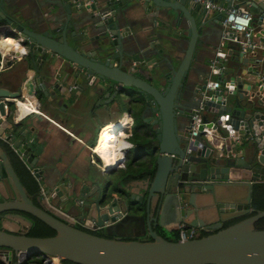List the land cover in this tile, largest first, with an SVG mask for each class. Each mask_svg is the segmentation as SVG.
I'll list each match as a JSON object with an SVG mask.
<instances>
[{
	"label": "water",
	"instance_id": "95a60500",
	"mask_svg": "<svg viewBox=\"0 0 264 264\" xmlns=\"http://www.w3.org/2000/svg\"><path fill=\"white\" fill-rule=\"evenodd\" d=\"M190 1L55 0L37 5L33 21L45 26L33 27L11 1L0 0V30L11 33L13 40L20 38L33 66V75L16 92L0 88V137L6 134L3 143H12L16 158L34 172L36 183L57 162L46 159L41 143L28 140L27 132L17 137L19 124L8 120L11 110L5 114V99H20L25 93L48 113L39 115L46 119V128L50 120L62 126L71 117L63 103L66 87L75 82L85 101L95 99L97 107L111 105L120 115H134V131L144 139L146 125L156 134L154 149L137 148L141 143L133 149L136 162L154 159L141 194L128 197L118 182L95 175L90 167L77 184L55 168L54 184L46 185L43 193L37 186L38 205L0 142V254L5 261L0 264H28L39 256L69 264H264V229H255L264 210H256L253 200L257 185L264 183V61H257L262 50L242 51L232 34L222 39L221 26L226 9L245 5L252 16L253 39L264 44V0H211L223 9L216 14ZM132 15L152 19L149 55L141 54V42L131 35ZM172 33L186 40L182 57L181 51L171 50L176 48ZM219 50L226 59L212 68ZM11 64L0 53V71ZM90 114L74 132L75 138L83 135L88 154L98 133L89 132L95 122ZM39 125L45 126L41 121ZM204 130L211 131L212 139ZM220 140H228L229 149L219 148ZM234 141L239 152L230 154L236 149ZM71 188L80 194L72 197ZM197 196L209 204L197 205ZM55 200L72 203L77 217ZM213 210L217 222H201L200 214ZM167 212L171 228L163 224ZM27 216L55 235L29 236L33 222ZM181 224L203 235L189 241L167 238L174 233L172 226ZM76 225L99 229L100 235Z\"/></svg>",
	"mask_w": 264,
	"mask_h": 264
},
{
	"label": "crops",
	"instance_id": "0c3cea01",
	"mask_svg": "<svg viewBox=\"0 0 264 264\" xmlns=\"http://www.w3.org/2000/svg\"><path fill=\"white\" fill-rule=\"evenodd\" d=\"M9 1L12 2L14 9L21 12V14L25 16L27 20L30 21L28 23L30 26L42 27V26H45V24L42 21H33L34 15L39 11L37 8V5L44 4V3L47 4L55 0H9ZM67 1H70V0H67ZM190 3L191 5H194L192 1H190ZM132 4L134 5L135 3L133 2ZM240 8L245 9L246 11L251 13L245 5H241ZM129 20H131L132 22V27L130 29L131 35H134L135 39L137 38V40L141 42L140 43L142 47L141 52H143L141 54H145V55L151 54L153 52V49H152L153 42H151V35H152V30L154 29L153 28L154 24L152 23V19L149 17H144L142 15H138V16L132 15L129 17ZM173 25L175 24L173 23ZM0 34L3 35V37H8V38H11L12 36L11 33L5 30L4 31L0 30ZM172 36H175L172 38L171 42H173V45H175L176 48H171V50L181 51L180 56L182 57L183 52L186 48V40L182 36L176 37L175 33H172ZM261 46L264 47V44H261ZM15 48L16 49L13 51L15 53H11L10 55H5V59L12 60L11 66L8 68L2 69L0 71V88H3L9 92H16L19 86L21 85V87H23L22 86V84H24L23 82L27 78H30L33 75V66L30 62L27 49L25 48V51H24L20 46L18 47L17 45H15ZM139 57H141V55H139ZM227 64L228 63L226 62H222V65L224 67H226ZM136 69L137 67H134L131 70L136 72ZM199 69L207 70V67L205 65H200ZM136 73L140 74L143 78H147V75L144 70H138ZM13 75L17 76L18 78L17 81L10 80V77H12ZM66 89H67V92H66L67 97L65 98L63 103L67 106L66 112L69 113L71 117L69 118L70 120L67 123H64L62 126L58 124L57 122L54 123L52 120L48 119L52 123L47 122L49 126L46 128V123H45L46 119H43L39 115H35V114L24 116L20 119H16L17 115L15 116L13 112L14 106L12 104H10L13 107L10 109L11 113L8 117L9 121L14 120L15 123L19 124V127L17 128L15 132L17 137L18 135H20L22 132L25 131L27 132L28 140H31L33 142L38 141L41 143L40 147L44 149L45 158L49 160L54 159L57 162L55 165V168L59 173L60 172L69 173L70 176L75 180L76 184L82 181L83 180L82 178H84V176L88 174L87 170H89V167L92 173L93 171H95L94 170L95 168L99 170L102 174H104V172L101 169H99V167L97 168V166L93 165V163L91 162L92 160L91 152L88 154V151L86 149L87 148L86 144L82 141L84 140L83 135H81L82 137L79 136L78 138L74 137L75 136L74 132L79 130V125L84 121V119L90 113H91L90 114L91 117L95 115L94 126L89 129V132H91V134H95L97 133V131L99 133L103 128L104 129L102 130V132H104L105 130H107L108 128L107 126H111V125H118L121 128H123V126L127 124V120L129 121L130 119L131 121V122L129 121L130 126L129 127L127 126L124 129H122L121 130L122 133H120L122 136L119 137V138H122L121 139L122 142L124 141L129 142L132 145L131 148L126 149V150H129V153L127 155L130 154V151H132L137 144L145 143L143 141L144 138L138 135L136 131H134V124H133L134 115L130 116L126 114L127 113L126 111H124L120 115L113 107L111 108V105L101 104L100 106L97 107L95 99L89 102L85 101L83 99V96L77 90H75V82H70V84H68ZM24 95L25 93L22 95V98H25ZM39 96L42 97L41 94H39ZM38 107H39L40 112L48 116V113H46V111L43 109L41 105ZM39 118L43 119V120L40 119V121L41 123H44L45 126L39 125V122H40ZM33 126L35 127V130L32 132L30 131V129ZM5 136L6 134L1 137L0 139L1 143L4 142L2 140H5L4 139ZM8 142L9 144H12L10 141ZM2 144L6 145L7 147L9 146V144H5V143H2ZM219 144H222L224 149H229L227 148L229 145L228 140L227 141L220 140ZM238 145L239 144H237V141L232 142L231 146L236 149H231L230 154H236L237 152H239ZM63 146L67 150L66 149L62 150ZM136 151H137L136 154H141V152H139L138 150ZM12 153L15 154L14 152ZM86 153L90 156H87ZM147 166L148 164L146 163V160L136 162L133 159L129 161L128 158L127 160L125 158L123 161V168H110L105 172H108V174L106 175H109L116 171L118 172L119 170L123 171V174L116 176V178L114 179L115 180L114 183L118 182L119 185L122 187V193L129 197L131 193H140V194L142 193V190H141L142 185L145 182V179H147L148 174H149ZM55 168L47 172L45 180L41 179V182L39 181V183L38 182L36 183L35 181L36 186H41V193H43L47 189L46 185L54 184L56 175H58L57 171L54 170ZM25 169L27 168L25 167ZM32 178L34 177L32 176ZM259 186H264V183L257 185L256 187L257 189L255 193L253 194V200L255 201H258L257 196L259 195V192H260ZM92 190H95V187ZM25 191L27 192L28 195H30L35 200H38L39 202L40 199H38L36 196L37 192L34 194L30 193L29 191H27L26 188H25ZM69 192L72 194V197L74 198H75V194H80L78 190H75L73 188L69 189ZM87 192H88V189L83 190V193H87ZM195 202L199 206H204L206 204H209L207 201L203 200L202 198L198 196L196 197ZM263 203H264V200H262L259 204H263ZM54 204L56 206L58 205L59 207H61L63 211L70 213L73 217H77V213L75 211L76 209L74 210L71 207L72 203L63 204V203H60L58 200H55ZM245 208H247V206H245ZM167 215L170 216V213L167 212L166 217L163 221V224L167 226L168 228H171V221L169 219V216ZM200 216L201 217L199 218L201 222L207 225L217 222L218 217H219L217 211L215 210L209 212V215L207 213H201ZM172 227H175L173 228L174 233L167 234V238H170L171 240L175 241L176 237L178 240V231H177L178 226H172ZM33 264H40V263L36 262Z\"/></svg>",
	"mask_w": 264,
	"mask_h": 264
},
{
	"label": "built area",
	"instance_id": "2783aa9c",
	"mask_svg": "<svg viewBox=\"0 0 264 264\" xmlns=\"http://www.w3.org/2000/svg\"><path fill=\"white\" fill-rule=\"evenodd\" d=\"M192 2L194 4L199 5L202 9L209 10L210 12L220 13L223 11V9L217 3H214L211 0H192ZM251 22H252V16L248 11L240 8V6L236 7L234 4H232L228 9H226L224 11V19L221 23L222 30H223L222 39H224L226 35L232 34V41L240 44L242 51H246V52L254 54V53L262 50V52L257 56V61L259 63H261L264 61V47L261 46V44L259 42L255 41L253 39L254 35H253L252 28H251ZM7 38L8 37H3V35L0 34V42L2 40H6ZM0 53L2 56H5V55H10L11 53H15V52H9V51L2 50V52H0ZM225 59H226V54L223 51L219 50L216 53V59L212 62V68L215 67V64L219 60H225ZM214 71L216 72V70H214ZM257 76H258V78H261L260 72H257ZM208 86L212 87V84H209ZM9 104L14 105L13 112H14L15 116L17 115L16 119H20L24 116H29L32 114L43 115L39 111V108L37 107L36 100L34 98H31V99L28 98L27 99L26 97L25 98L21 97L20 99H6V101H4V105H3V110H4L5 114L8 113V111H10ZM23 104H25L27 106V108H26L27 111L24 114L21 113V105H23ZM0 118H1V115H0ZM129 121H130V119H129ZM129 121L127 120V124L125 126H123V128H121L118 125H111V127H112V129L110 131L111 132V134H110L111 138H110L109 142L107 143L106 150H107L108 154L111 156V158L113 159V164H110V162L106 163L103 160V158L95 152V150L99 144L101 131L104 128L98 133V135L96 137L95 144L91 148V157H92L91 162L93 163V165H96L97 168L99 167V169H101L103 172L107 171L110 168H123V161L125 159L124 152L126 149L131 148L132 145L129 142H125L124 140H123L124 142H122L121 141L122 138H119V137L122 136L120 134V133H122L121 130L127 126L128 127L130 126ZM197 121H199V120L197 119ZM203 132H205L209 138L212 137L210 130H204ZM126 135H124V136H126ZM129 136H130V134H129ZM0 139H1V137H0ZM2 141H4V140H2ZM6 144H9V142H6ZM221 145L222 144H219V148L221 147ZM9 146H10L9 148L15 154L18 155V151L15 150L13 145L9 144ZM22 161L24 162V160H22ZM24 165L27 168V170L30 172V174L32 176H34V172L31 169H29V167L25 163H24ZM82 227H84L83 230H86V228L87 229L89 228L90 230L92 229L91 227L85 226V225H82ZM92 230H94V229H92ZM95 230L98 231L99 229H95ZM177 231H178V240L179 241L194 240V239L198 238V234H199L198 229L187 227L184 224L179 225L177 228ZM37 258L41 260V264H64L60 259L55 258V257L39 256Z\"/></svg>",
	"mask_w": 264,
	"mask_h": 264
},
{
	"label": "trees",
	"instance_id": "16d2710c",
	"mask_svg": "<svg viewBox=\"0 0 264 264\" xmlns=\"http://www.w3.org/2000/svg\"><path fill=\"white\" fill-rule=\"evenodd\" d=\"M5 149L6 151L9 153V155L11 156V158L13 159V165L15 166V169L21 179V182L23 183L24 187L27 189V191H29L30 193H36L38 192L37 190V186L35 184V181L33 180L31 174H29V172H27L28 170L25 169V167L23 166L22 162L19 161L18 158H16L15 154L12 153V151L6 146ZM259 195L257 196L258 201L254 200V208L256 210H264V203L263 204H259L262 200H264V186H259ZM37 196V194H36ZM33 201L35 202L36 205L39 204L38 200H35L33 198ZM242 218L230 221L228 223L225 224V227L230 226L238 221H240ZM32 222H33V226L29 231V236L31 237H52L55 235V232L53 230H51L49 227H47L46 225H44L43 223H41L40 221L31 218ZM255 229H264V218L259 220L256 224H255ZM97 236H99V233H93ZM203 234H201L200 236H202ZM177 240V237L175 239V241ZM64 264H69L67 262H63Z\"/></svg>",
	"mask_w": 264,
	"mask_h": 264
},
{
	"label": "bare ground",
	"instance_id": "6f19581e",
	"mask_svg": "<svg viewBox=\"0 0 264 264\" xmlns=\"http://www.w3.org/2000/svg\"><path fill=\"white\" fill-rule=\"evenodd\" d=\"M7 35V34H6ZM16 44L14 43L13 39L11 38H7L6 40H2L0 42V52H2V50L4 51H9V52H13L16 48L14 47ZM25 54V53H23ZM22 57V56H21ZM27 106L25 104L21 105V113L24 114L27 111ZM111 127V126H110ZM109 128V126H108ZM107 128V129H108ZM104 133H107V135L103 136ZM110 134L111 132L109 131H101L100 134V140H99V144L95 150V152L97 154H99L103 160L108 163L110 162V164H113V159L111 158V156L108 154L106 148H107V143L110 140ZM3 143V142H2ZM9 147V146H8ZM13 152V151H12ZM20 161V160H19ZM21 162V161H20ZM24 166V165H23ZM30 174V173H29ZM34 179V178H33ZM35 181V180H34ZM41 182V181H40Z\"/></svg>",
	"mask_w": 264,
	"mask_h": 264
},
{
	"label": "flooded vegetation",
	"instance_id": "af4514ba",
	"mask_svg": "<svg viewBox=\"0 0 264 264\" xmlns=\"http://www.w3.org/2000/svg\"><path fill=\"white\" fill-rule=\"evenodd\" d=\"M143 134L146 135V139H145L146 141L142 138L146 145L144 143H141L137 147H139L140 149H145V147L147 149H150V150L154 149L156 146V144H155L156 143V140H155L156 134H155L154 128H151L149 125H146V127L143 130ZM153 160H154L153 158H149L146 160V163L148 164V166H147L148 173H149L148 176L153 173V169H154V165H153L154 161ZM87 171H90V170H87ZM27 217L29 219L32 218L30 216H27ZM76 226L81 228V229H84V227H82V225L81 226L76 225ZM85 231L92 232V233H99L98 231L92 230V229L90 230L89 228L88 229L86 228ZM200 235H201V233L198 234V237H200Z\"/></svg>",
	"mask_w": 264,
	"mask_h": 264
},
{
	"label": "rangeland",
	"instance_id": "374dc122",
	"mask_svg": "<svg viewBox=\"0 0 264 264\" xmlns=\"http://www.w3.org/2000/svg\"><path fill=\"white\" fill-rule=\"evenodd\" d=\"M14 43H16V45L17 46H20L21 47V45H22V41L19 39V38H14ZM133 124H136V121L133 119ZM111 129H112V127H109L106 131H111ZM105 135H107V133H104L103 134V136H105ZM136 137V136H135ZM137 138V137H136ZM141 142V141H140ZM89 145H91V144H89ZM135 153V151L134 150H132V151H130V154H129V156H128V160L129 161H131L132 159H133V154ZM133 163V162H132ZM94 168V167H93ZM94 170L95 171H93V173L95 174V175H97V176H101V177H107L108 179H110V180H113V181H115L114 179L116 178V176L117 175H120V174H123V171H121V170H119L117 173L116 172H114V173H112V174H109V175H106V174H102L99 170H97V169H95L94 168ZM3 254H0V262H5L4 261V257L2 256ZM36 262H38V263H40L41 264V260L40 259H38V258H36V257H33L31 260H30V264H33V263H36Z\"/></svg>",
	"mask_w": 264,
	"mask_h": 264
}]
</instances>
